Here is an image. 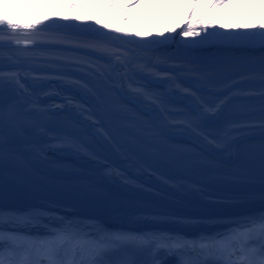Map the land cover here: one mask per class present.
<instances>
[{
  "label": "snow or ice",
  "instance_id": "6c2138e0",
  "mask_svg": "<svg viewBox=\"0 0 264 264\" xmlns=\"http://www.w3.org/2000/svg\"><path fill=\"white\" fill-rule=\"evenodd\" d=\"M35 2V0H29ZM119 0H111L109 10ZM250 2V0H249ZM264 6V0H259ZM227 0H215L211 11L216 12ZM50 6L98 15L91 0H78L65 4L63 0H49ZM137 3L127 5L128 9ZM199 0H192L188 23L176 35L170 26L165 36H142L140 33L111 29L108 25L93 29L81 17H59L21 23L12 16L0 14V179L6 167L18 162L20 152L16 141L34 127L31 110L7 99L9 92H20L24 77L21 63L41 65L44 71L34 79L64 77L80 71L89 79L75 77L71 81L85 89L104 107L116 86L124 88L134 97H144L151 104L162 103L161 95L152 93L140 79L151 78L174 86L177 92L194 96L185 81L211 87L227 84L219 104L203 101L194 114L201 121H209L229 102L230 93L238 96H259L261 119L246 122L248 126L264 129V23L254 30L225 34L212 30L213 19H200L194 26ZM6 5L0 4V9ZM97 25L100 24L96 20ZM6 32V36H5ZM111 33V34H109ZM184 50V57L166 56L163 50L169 42L177 43ZM11 46L7 55L4 44ZM259 44L258 54L225 62L193 56L215 47H247L251 51ZM192 57V58H189ZM9 60L18 65L5 70L2 62ZM176 61L175 63H172ZM230 73L221 80L223 73ZM258 82L259 88H246L245 84ZM27 91L26 89L24 90ZM201 100L200 97H195ZM186 126L197 125L187 121ZM217 147H226L216 137H204ZM61 144L71 140L55 138ZM261 178L264 179V147L260 155ZM187 218H176L174 223H184ZM223 227L212 232H202L194 237L164 230L131 231L108 230L90 220L67 216L54 217L43 210L17 212L0 209V264H264V211L242 219L222 220Z\"/></svg>",
  "mask_w": 264,
  "mask_h": 264
},
{
  "label": "bare ground",
  "instance_id": "6f19581e",
  "mask_svg": "<svg viewBox=\"0 0 264 264\" xmlns=\"http://www.w3.org/2000/svg\"><path fill=\"white\" fill-rule=\"evenodd\" d=\"M131 0H128L130 2ZM175 6H179L180 0H169ZM1 4L6 5L0 9V14L12 16L15 20L24 23H32L36 20L52 19L56 23H62L59 17H81V20L88 21V24H81V27L90 26L93 29L99 28L106 31L102 25H108L111 29H122L126 32L140 33L146 37H156L160 33L170 35L169 28H163L150 8H142L132 15L126 14L124 18L116 16H89L88 13L79 10H70L62 7L23 2L17 0H5ZM192 0H185L178 18L172 24L179 33L188 23V16L191 11ZM258 13V8L255 11ZM99 20L100 24L95 23ZM251 25L241 27L220 28L214 31L225 34L254 30ZM111 34V33H109ZM5 32V36H6ZM177 43L169 42L163 50L166 56L184 57V50L177 47ZM4 47H11L7 43ZM259 44L251 51L247 47H215L194 53L193 56L202 59L225 62L238 58L250 56L255 52L258 54ZM192 58V57H189ZM173 61L172 63H175ZM230 73H223L221 80H226ZM24 77L22 85L19 86L20 95L16 92H9L6 98L27 105L25 110H31L37 105L46 106L49 111L64 109L70 119L81 122L88 131L94 134L97 139L105 145L113 156L126 167L130 168L134 175L144 182L150 184L153 189L140 185L126 176L118 173L103 162L90 157L84 149L71 141V144H61L55 138L66 137L50 134H34L33 141L27 143L23 137L16 143L20 155L36 169L42 171L49 177L64 180L76 178L90 181L95 186L113 192L117 195L140 200L150 208H141L142 213L129 212L130 207H96L85 211L73 210L67 206H50L33 199L19 197L10 201L9 206L0 204V209L14 210L17 212L43 210L46 214L54 217L67 216L90 220L108 230H131L149 231L164 230L179 232L189 237L197 236L202 232L216 231L223 227L222 220L242 219L248 216L259 214L264 211V196L256 197H228L210 193L181 181L168 182L155 178L139 168L120 148L112 131L108 128L105 119L102 117L99 107L94 98L83 88L72 83L71 79L61 77H49L34 79L28 72L21 71ZM152 86L159 88L162 93V103L151 104L144 97H134L127 91V85L117 89L121 98L128 104L134 106L138 111L147 115L157 125L163 134L173 140L186 141L201 148L211 157L225 163H232L236 158V147L239 143L247 140L264 139V129L258 124L255 127L248 126L246 122L261 119V116H251L240 120L237 124H230L229 121L222 125L217 124L213 131L217 132L222 144L226 147H217L215 143H209L203 134L204 129H209L210 122L223 110V105L245 99L259 98L258 94L251 97L238 96L235 93L229 95L232 99L221 106V110L209 121H201L194 114L198 111V105L207 101L209 104H219L224 96L227 84L219 83L211 87L186 80V86L194 92V96H186L177 92L174 86L164 84L160 81H153L151 78H144ZM246 88H259L258 82H249L244 85ZM27 90L26 92L24 90ZM195 97H200L197 100ZM165 105L181 107L187 113L182 116L184 120L167 116L163 109ZM187 121L197 125L196 129L186 126ZM9 175H3L1 182L8 184ZM176 218H187L184 223H174Z\"/></svg>",
  "mask_w": 264,
  "mask_h": 264
},
{
  "label": "rangeland",
  "instance_id": "374dc122",
  "mask_svg": "<svg viewBox=\"0 0 264 264\" xmlns=\"http://www.w3.org/2000/svg\"><path fill=\"white\" fill-rule=\"evenodd\" d=\"M5 0H0V4ZM23 2H29V0H17ZM93 3L98 4V8L107 10L103 14L96 15L102 18L106 16H116L124 18L126 14L132 15L135 11L142 8H150L158 18L163 28H169L178 18L180 10L184 6L185 0H180L179 6H175L169 0H139L137 7L128 9L127 5L130 3H137V0H119L117 6L109 10L108 5L111 0H91ZM215 0H199V4L196 10L195 16L192 17V23L196 25V21L200 19H213L214 26L212 30L229 27H241L251 25L253 28H257L261 23H264V6H262L259 0H227L216 12H212L211 5ZM36 4L50 5L49 0H35ZM92 6V2H91ZM63 8V7H62ZM258 8V13L255 11ZM68 9V8H65ZM96 12V10H94ZM87 13V12H85Z\"/></svg>",
  "mask_w": 264,
  "mask_h": 264
},
{
  "label": "trees",
  "instance_id": "16d2710c",
  "mask_svg": "<svg viewBox=\"0 0 264 264\" xmlns=\"http://www.w3.org/2000/svg\"><path fill=\"white\" fill-rule=\"evenodd\" d=\"M76 2H78V0H63V3H65V4H71V3H76ZM98 6H100V5L95 3V8L94 9L96 10L97 14L100 15V14H103L104 12L107 11L105 9L98 8Z\"/></svg>",
  "mask_w": 264,
  "mask_h": 264
}]
</instances>
